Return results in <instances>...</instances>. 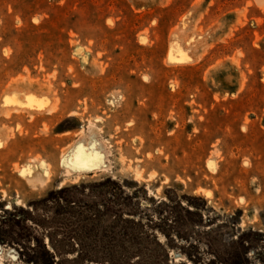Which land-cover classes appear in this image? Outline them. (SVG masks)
I'll return each mask as SVG.
<instances>
[{
    "label": "rangeland",
    "instance_id": "374dc122",
    "mask_svg": "<svg viewBox=\"0 0 264 264\" xmlns=\"http://www.w3.org/2000/svg\"><path fill=\"white\" fill-rule=\"evenodd\" d=\"M262 1L0 0V264H264Z\"/></svg>",
    "mask_w": 264,
    "mask_h": 264
},
{
    "label": "trees",
    "instance_id": "16d2710c",
    "mask_svg": "<svg viewBox=\"0 0 264 264\" xmlns=\"http://www.w3.org/2000/svg\"><path fill=\"white\" fill-rule=\"evenodd\" d=\"M143 233V232H141ZM157 245H159L158 243H156ZM132 249V248H131ZM134 250H137V248H134ZM137 253V252H135ZM132 254H134V252L132 251ZM128 252H126L125 254H121L118 257H111V258H105V257H88V258H83L82 256H77L76 258H73L71 260H66V261H62L60 259H55L54 256H52L51 254H48V252L46 253L45 256H41V257H29L26 258L22 255H20L21 259H24V261L27 264H65V263H69V264H130L129 263V257L132 255Z\"/></svg>",
    "mask_w": 264,
    "mask_h": 264
},
{
    "label": "bare ground",
    "instance_id": "6f19581e",
    "mask_svg": "<svg viewBox=\"0 0 264 264\" xmlns=\"http://www.w3.org/2000/svg\"><path fill=\"white\" fill-rule=\"evenodd\" d=\"M260 8H261V6L262 7H264V0L262 1V2H260ZM167 60V59H166ZM167 62V61H166ZM177 65H179V64H177ZM29 106H30V104H28L27 106H25V109L27 108H29ZM31 106H32V104H31ZM37 108V107H36ZM35 108V109H36ZM44 108V107H43ZM26 109V110H27ZM17 111H18V109H16ZM15 110V111H16ZM39 110V109H38ZM14 111V112H15ZM16 111V112H17ZM99 156H101V155H99V153H98V151H97V149H96V146H95V144H93V143H91L90 145H89V147H87V148H80L79 150H78V152H77V155H76V158H79V160H80V158L81 157H86L87 159V163H89V164H93V163H95L96 164V161H98L101 157H99ZM75 158V160H78V159H76ZM99 158V159H98ZM98 163H101L100 162V160L98 161ZM101 166L103 165V164H100ZM107 166V165H106ZM66 167V166H65ZM93 167V166H92ZM95 167H96V165H95ZM98 167V166H97ZM105 168V167H104ZM103 168V169H104ZM64 169V172L66 173V175L68 176L70 173H71V170L70 169H68L67 167H66V170H65V168H63ZM98 169V168H97ZM31 183L32 184H36V183H42V180H40L39 178H35V179H33V180H31ZM1 249V248H0ZM3 256V255H2Z\"/></svg>",
    "mask_w": 264,
    "mask_h": 264
}]
</instances>
